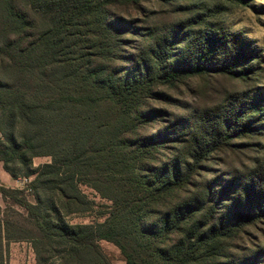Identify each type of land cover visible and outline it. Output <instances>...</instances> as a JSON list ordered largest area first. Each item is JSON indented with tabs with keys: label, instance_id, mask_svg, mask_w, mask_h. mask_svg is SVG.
I'll list each match as a JSON object with an SVG mask.
<instances>
[{
	"label": "trees",
	"instance_id": "trees-1",
	"mask_svg": "<svg viewBox=\"0 0 264 264\" xmlns=\"http://www.w3.org/2000/svg\"><path fill=\"white\" fill-rule=\"evenodd\" d=\"M143 1L0 0V165L26 180L0 179L4 203L23 210L0 207V264L18 242L35 264H112L101 241L126 264H236V235L264 217L259 163L202 175L233 140L264 134L262 99L234 92L188 119L155 106L190 79L259 84L263 50L200 12L161 21ZM156 1L169 14L177 2ZM84 186L108 203L103 221L67 220L94 208Z\"/></svg>",
	"mask_w": 264,
	"mask_h": 264
},
{
	"label": "rangeland",
	"instance_id": "rangeland-1",
	"mask_svg": "<svg viewBox=\"0 0 264 264\" xmlns=\"http://www.w3.org/2000/svg\"><path fill=\"white\" fill-rule=\"evenodd\" d=\"M141 6L156 12L161 21H177L188 17L190 11L192 14L200 12L202 17L211 20L219 28L222 27L231 32H242L263 50L262 62L259 67L262 80L259 84L255 81L242 82L228 78L190 79L178 84L177 88H165L170 103L167 101L155 103L156 108H164L176 118L188 119L189 117H198L197 114L204 110L221 107L223 100L234 92H248L251 96H257V100L260 98L264 102V0H177L171 14L167 12L166 7L156 0H145ZM133 15L141 20L144 18L141 11H133ZM224 103L226 102L224 101ZM16 126L17 130L23 129V125L20 123ZM222 152L223 154H214L204 164L205 170L202 175L212 176L214 171L215 176L230 179L233 176L241 177L242 174H248L249 170L255 168L257 163H259L258 167L264 168V160L262 159L264 156V134L251 138L235 139L232 141V146L226 147ZM51 161L52 158L49 156H39L33 159L35 166ZM24 185L25 182L23 181L19 185L20 187L15 188H23ZM81 188L83 193L94 202V208L89 213L73 215L67 220L71 223L103 221L104 214L108 212V203L102 200L92 189L85 186ZM231 194L236 196V192ZM28 198L32 202L35 201L33 195H29ZM222 205L229 206V203L224 201ZM0 207L5 210L6 216L15 217V212L23 213L19 207H7L1 194ZM100 245L112 264H126L120 250L114 244L101 241ZM227 252L236 264H264V257H257L258 252H264V217H259L247 226L244 232L238 233L232 242V247ZM16 256L21 259L20 262L18 261L20 264L36 263L25 244L9 245L5 259L7 257L8 263H10L9 259L11 257L16 258Z\"/></svg>",
	"mask_w": 264,
	"mask_h": 264
},
{
	"label": "crops",
	"instance_id": "crops-1",
	"mask_svg": "<svg viewBox=\"0 0 264 264\" xmlns=\"http://www.w3.org/2000/svg\"><path fill=\"white\" fill-rule=\"evenodd\" d=\"M0 179L4 185L11 187V188L20 187L19 185L22 184L23 181L26 182V180H23L21 178L14 179L7 171H5V169L3 168L2 165H0ZM12 244H25L26 249H28L32 253V256L34 257V261H35V254H34V251H33L32 247L29 243L18 242V243H11L10 245H12ZM20 260L21 259L17 256H16V258L11 257L9 259V262H10L9 264H20L19 263Z\"/></svg>",
	"mask_w": 264,
	"mask_h": 264
}]
</instances>
